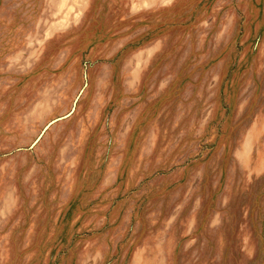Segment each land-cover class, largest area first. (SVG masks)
<instances>
[{
    "label": "rangeland",
    "instance_id": "rangeland-1",
    "mask_svg": "<svg viewBox=\"0 0 264 264\" xmlns=\"http://www.w3.org/2000/svg\"><path fill=\"white\" fill-rule=\"evenodd\" d=\"M0 264H264V0H0Z\"/></svg>",
    "mask_w": 264,
    "mask_h": 264
}]
</instances>
